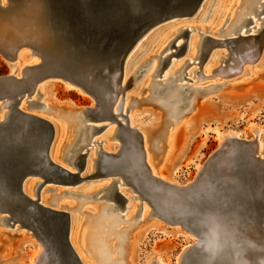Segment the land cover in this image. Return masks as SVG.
<instances>
[{
    "label": "bare ground",
    "instance_id": "6f19581e",
    "mask_svg": "<svg viewBox=\"0 0 264 264\" xmlns=\"http://www.w3.org/2000/svg\"><path fill=\"white\" fill-rule=\"evenodd\" d=\"M229 3L231 4V2ZM209 5L211 10L204 12L201 21L208 24L212 35H220L222 39H217L214 37V35L209 36L206 33H201V38H198V36L195 34L190 38V34L192 31L191 29L187 28L179 29L180 33L173 41L169 43L168 39L170 36V32L163 31L161 32L163 34H160L158 37H156L157 41L155 40L154 42H152V47L150 46L151 48L149 53L155 54L158 52V55L151 58L150 61H146V64L142 65L136 73H139L136 79H139L142 76H144V78L142 80L143 82L141 81L142 84L139 85L140 87L137 88L138 85H136L135 89L144 91L145 89H147V84L150 83L152 86L151 100L155 105L167 112L168 121H159L151 125L137 123L134 113V109L137 103L130 101L131 95L126 94L127 89L131 87V81L126 82V79L129 75L127 74V69L133 55V50L140 43V40L144 38L145 35L149 32L148 31L138 41L135 48H133L128 58L126 59L123 71L124 75L121 84L124 89L123 92H120V95L113 99L111 96L106 95L108 98L106 97L104 99V107L102 105L97 106L96 104H94L90 108H87L88 111H91L94 114V116L96 115L100 118L99 122L103 123L104 121H109V124L106 123V125L100 126L104 127L101 131L106 129V132H104L101 136L105 138H102V140L104 139L106 141H99L98 139L94 138L97 133H94V130L92 128H89V124H86L87 121L92 122V120L84 119L83 112L86 109L80 108V115L76 116L77 137L74 143L68 147L65 160L74 169L77 170V164L80 159L79 154H86V163L83 171H92L93 169H95L96 163L100 161V157H102L101 164L103 170L112 171V174L100 178H107V180L115 178L113 179V181L111 179V182L109 184L103 185V189L100 190L104 192L102 196L107 195L108 198L111 197V188L114 180L119 181L117 185L119 191L123 193V195L126 196L129 200L133 199V197H128V195L125 194V191L123 192V190H120L121 187H129L128 185L124 184V177L128 182L138 185V187H140L139 185L142 184L143 186L142 188H140L143 190V192L150 196L149 198L156 208V213L154 214L150 206H147L149 204L145 202L146 204L144 205L141 214L142 219L144 220L146 216H152V218L156 219V221L153 220L155 221V223L158 221H162L163 224L165 223L164 225L162 224V227L164 228L166 233H168L167 230H169L168 226L176 227L178 230V234L184 235L185 237H187V239L189 235L195 238L187 242L186 247L182 250V252L179 253L177 262L175 264H187L189 256L193 255L196 250L200 251L199 256L203 261V264H264V221L261 224H257L253 222L252 219H247V217L243 216L242 219H239L240 217H237L236 220L234 218H231L232 221L225 223V226L222 228H201L198 227V225H196L194 221H192V225H190V223H187L186 225L179 221H173L167 215V210H169L168 205L170 203L168 196L162 197L161 195H159L161 197L154 198L149 190V184H151L153 186H157L159 189L173 190L174 188L176 190L174 191L175 194L181 195L182 191H185L188 188H194L198 186V184H202L205 182V179L202 178V175L207 170V166L201 163L197 165L198 174L196 180L183 182L179 179L180 176L178 175V162L179 160H182L184 158L186 151H188V149L186 150V148L178 145L177 140L180 129L182 127H190L192 121L191 114L196 111L195 107L201 93H205L206 91L209 92L204 96V98L210 100L211 95L217 90V86H227L229 85L228 83L231 84L237 79H241L245 76L249 77V75L253 76L255 75L254 73L258 74L260 71H262L260 69L264 66V47L261 50V53L256 55L258 51V45L255 40L247 42H238L235 40L236 42H232L230 44L225 43L224 45L215 44L213 43V41L209 40V38H212L214 40H231L236 39L240 35H257L260 31L264 32V0H246L244 4H242L244 7L243 10L241 12L238 11L239 14L237 16H235V14H230L231 10H227L226 6L228 5V0H213L212 2L211 0H204L199 10H204ZM0 7L3 9H0V42H4L9 50L12 51V53L16 50L15 58L12 61H8L10 67L13 70V73H11L9 76H13L17 80L22 81L27 89V93L25 94L24 99L19 104V108L23 112L45 119L53 125L55 136L50 148L49 158L56 165H59L64 169L71 171L70 168L66 167L60 162V150H62L61 143L63 142V139L61 138L64 129L66 128V125L70 120V115L75 114L77 111L73 110L74 107L72 105H69L68 108L64 107L62 103L54 105L52 103V100L47 98V93H45V90H47V88L45 89L44 86L50 79H55L56 77L43 79L33 85L31 83H27L28 80L26 72V69L28 67H41V65L43 66L44 64H54V67H59V58H61L62 62L65 56V52L70 50L66 47V49H64L66 51L64 52L63 48L58 42V38H56L57 32L48 26L47 19L44 18V10L46 11V9L45 7H43L41 0H19L16 3L14 2V0H0ZM233 7L235 6H232V9ZM223 11L225 15H223ZM227 15H230L232 18H230L229 20V18L227 17V20L225 21ZM176 19L172 20L173 22L171 23L172 26L175 25L174 27L177 26L176 24L178 22H180L179 20L184 19L181 22H185L188 18ZM174 27H172V29ZM198 28L200 30V27ZM169 30L173 32V30ZM184 33H188L187 36H185ZM155 36H157V34ZM181 37H185L186 41L184 43H177V41H179ZM216 48H223V50L226 49L228 50V54H222L220 53V51L215 53L214 49ZM186 49V54H184ZM142 51L144 52L145 50ZM205 54H208L209 57L207 62L205 63L203 74L200 73L202 75L199 76L200 70H195L191 67H193L194 64H200L197 61L200 60L201 62V60H204L202 58H204ZM148 55L149 54H147L146 57H149ZM181 55H184L181 60H174L175 56L181 57ZM53 57L57 59L58 64L56 63V61L54 62ZM168 57L169 60L164 66V61ZM220 60L221 65L217 67ZM134 65H136V63ZM53 69L58 70L61 68ZM41 70L44 71L45 69L43 68ZM66 76H68L69 79H64L62 82L65 83L67 88L70 90H78L81 92V94H84L83 89H79L78 85L75 86L76 84L71 81L69 75ZM92 76L93 79L96 78V74L94 71L92 73ZM57 78L63 79L62 77ZM117 78L118 73H115L106 77L105 80L107 82H111V84L115 87V91H120L121 88L117 86ZM152 78H155V82H153V84ZM211 78L234 79L230 82H221L218 79V81L215 80L216 82L214 81L213 84H209L208 86L204 87L196 86L194 83V79H198V81H205ZM54 81L57 80L55 79ZM28 92H30L29 95ZM158 92H160V94H158ZM14 101V97L7 96L6 93L0 89V109H3L0 112V123H2L3 125L2 129H6L7 127V129H9L12 125H9L7 123L12 119V116L14 114ZM38 101H40V104L38 103ZM26 104L31 107L30 110L38 109L36 107L39 104L40 109L43 113H55L59 122L54 121L53 118L44 116V114H37V112L34 113L33 111L30 112V110H28V105L26 107ZM105 107H108L110 109V113L109 115L102 116L100 114V110ZM59 127L61 128V130H59ZM101 131H99L98 133H100ZM132 131H136L134 142L130 141V132ZM253 133L255 134V139L248 140L242 138L241 132L237 130H226L224 132L217 131L216 135L220 139V145L218 149H221L227 143L229 145L228 150L236 146L232 143V140L234 138H239L247 141H256V154L257 157H259L261 163L259 167H256L255 170L252 169L251 171L255 174H261L264 173V143L262 140V128H255L253 130ZM109 138L117 139L121 142V145H114L112 142H109ZM154 139L156 140L154 141ZM105 142L107 143L104 144ZM149 143L151 145V151L147 150L146 147L147 145H149ZM139 144L142 146L141 150L143 149L141 152L137 151ZM29 147H33V144H30ZM93 149L96 150L94 151ZM40 152L41 150L38 146L33 147L34 155L37 156ZM119 156H121L120 160L118 159ZM124 161L127 163L126 167L121 168L120 166H118V163L122 164ZM231 163L232 162H229V158L225 160L222 171L226 172V168L230 166ZM232 168L235 167H233L232 165ZM147 176L150 177L151 181L146 180ZM109 177L111 178L108 179ZM35 178L42 179L41 177L37 176L28 177L23 184L24 194L33 200H36L37 198L36 194L33 193V190L35 189L37 192L38 187L44 182L43 179V181L40 182ZM107 182L109 181H106V183ZM89 186V190H91V184H89ZM98 186H100V184ZM261 186L263 187L262 184L258 185L256 192ZM257 196L263 200L264 192L259 191L257 193ZM255 197L256 194L254 198ZM45 201H48V198L47 196L43 195V193H41L40 203L45 207L57 210L53 207L47 206V204H45ZM51 202L53 203L52 205H56V202L54 200H52ZM107 202L108 204H103L106 206L102 208L103 212L100 218H97L92 222V224L94 225L93 228H96V230L90 236V244L91 250L96 253L94 255L95 258L99 259V264H139L138 260L136 259L137 244L135 239L138 234H136V229L140 226L139 222H135L133 218V213L137 207L135 205H132L131 203H127L128 206H126V210H129L130 208L132 213L130 215L131 217L128 219L129 222H126L125 220L123 221H125L126 223H130L131 225L121 230L116 228L119 223H121V219H124L126 214H121L120 212H117L118 210H114V207L116 206L114 200L109 198ZM10 209L15 213V215H17L14 217L22 215V213L14 207H10ZM57 211L63 212L62 210ZM208 211H212V209H208ZM76 215L77 216L75 217L73 216L74 218H72L70 215V244L82 264H94L92 262H86V260H88L90 257L86 259V257L83 255V249V254L80 253L77 239L79 237L78 233L80 229L78 223L81 222L80 218L82 216L79 217L78 214ZM203 216H205V213ZM105 220L109 222H104ZM203 220L204 217L199 220L201 221L200 223L204 222ZM153 221L147 223H153ZM0 223L8 225L4 217L0 218ZM142 225H145V223ZM16 228L17 230H26L24 228H20V226ZM21 235V237H23L26 242L32 243L34 244L33 246H35V251L31 255L30 264H56V257L53 255V253H51V248H49L48 245L45 244L46 242L44 243L43 241L41 242L37 240L40 243L37 244L32 240V237H34L32 234L28 235L26 233H22ZM111 239H116L117 242L114 245H110L109 241H111ZM84 242L85 240L83 238L82 243L85 245ZM224 254H226L227 256L223 259ZM89 255L90 254H88V256ZM147 264L170 263H166L160 256V254H155L147 262Z\"/></svg>",
    "mask_w": 264,
    "mask_h": 264
},
{
    "label": "water",
    "instance_id": "95a60500",
    "mask_svg": "<svg viewBox=\"0 0 264 264\" xmlns=\"http://www.w3.org/2000/svg\"><path fill=\"white\" fill-rule=\"evenodd\" d=\"M17 1L19 0H14L15 3ZM203 1L174 0L172 4H169L166 0H41L46 9L44 18L47 19L48 26L57 32L56 38L63 50L67 47L70 51L65 52L64 50L65 56L62 62L59 58V67H54V64L28 67L26 69L27 78L29 82L37 83L43 79L55 77L69 79L66 76L69 75L71 81L89 94L97 106L104 107L103 102L106 95L113 99L123 92L121 84L124 65L138 41L148 31L162 23L176 18L194 16ZM0 9L3 10L1 7ZM262 32L260 31L257 35H240L231 40L208 38L219 45L255 40L258 45L256 53L258 55L264 43ZM15 52L12 53L4 42H0V53L7 61L15 58ZM168 60L169 57L165 59L164 66ZM51 67L61 69L54 70ZM43 68L45 70L40 72L39 70ZM93 71L96 74L95 79L92 76ZM115 73H118L117 86L121 88L120 91H115L111 82L105 80L106 77ZM0 89L7 96L14 97L15 100L14 114L7 123L12 124L11 127L2 129L3 125L0 123V213L6 215L4 219L11 227L19 224L20 228L26 229L38 241L46 242L45 244L51 248V253L56 257V264H82L69 241L70 215L41 204L40 191L47 183L74 186L87 179L111 175L112 171L103 170L102 157H100V161L96 163L95 172L82 177L86 154H79L77 173L56 165L49 158L55 136L53 125L19 108V104L27 93L26 86L13 76H5L0 77ZM83 115L84 119L100 120L88 109L84 110ZM89 128H92L94 133H98L104 127L89 125ZM232 143L238 148L234 156L238 168L234 171L236 183L227 184L224 174L222 175L225 153L229 148L227 143L221 149H217L218 151L216 150L209 158L211 160L207 161V172L204 173V178L210 180L212 192L199 201L204 207L201 209L193 207L189 197L177 198L174 200L175 207L167 210V215L173 221L192 225L195 218L202 219L205 208L222 207L224 211L231 213V216L233 214L242 215L257 224L263 223L264 198L263 200L259 198L257 193L264 192V173L255 174L251 171L259 167L261 163L255 149L257 142L234 138ZM30 144L40 148L41 152L37 156L33 154V147L30 148ZM141 148L139 144L137 151L141 152L143 150ZM118 166L124 168L127 163L124 161L122 164L118 163ZM33 176L44 180L37 189L36 200L30 199L23 192L25 180ZM118 183V180H114L111 197H109L116 203L115 211L126 209L128 202V199L119 191ZM124 184L136 194L135 199L147 202L153 213H156L150 196L141 189L142 184L139 185L140 188L128 182L125 177ZM261 184L263 187L261 186L256 192L258 185ZM150 185L149 190L154 198L167 196L157 186L151 185V187ZM101 198L109 199L107 195ZM182 200L185 202L182 203ZM10 207L16 208L22 215L14 217L17 215ZM198 253L200 251L196 250L193 255H190L187 264H203ZM226 256L224 254L223 259Z\"/></svg>",
    "mask_w": 264,
    "mask_h": 264
},
{
    "label": "rangeland",
    "instance_id": "374dc122",
    "mask_svg": "<svg viewBox=\"0 0 264 264\" xmlns=\"http://www.w3.org/2000/svg\"><path fill=\"white\" fill-rule=\"evenodd\" d=\"M212 1L213 0H211V2ZM245 1L246 0H239V2L238 0H228V5L226 6V8L228 11L231 10L230 11L231 13L230 12L228 13L235 14V16H237L239 12L243 10L244 7L242 4H244ZM229 2H231V4ZM232 6H235V7H233L232 9ZM210 10L211 8L209 5L204 10L202 9L201 10L202 12L198 11L194 17L186 19L185 22L183 21L184 23L181 22L184 19L179 20L180 22L176 24L177 25L176 27H174L175 25L172 26L171 24L173 22L172 20H170V22L167 21L165 23H162L152 28L145 35V37L140 40V43L138 44L139 46L137 45L136 48L134 47L135 49L133 50V53H132L133 55L131 57V61L129 64V66L130 65L131 66L130 67L128 66V69H127V74L129 75H128V78L126 79V82L131 81L130 82L131 87L127 89L126 94L131 95L130 101L137 103L135 106L136 110L134 109L137 123L151 125L159 121H162V122L168 121L167 112L164 109L155 105L153 101L151 100L152 86L150 83L147 84L148 85L147 89L144 88L145 89L144 91L135 89L136 85H138L137 88L140 87L139 85L142 84L143 82L142 80L144 78V76H142L141 78L136 79V77L139 74V73L136 74L138 70L141 68L142 65L146 64L145 63L146 61H150L151 58L158 55V52L155 54L149 53L150 48L153 45L152 42H154L155 40L157 41L156 37H158L160 34H163L161 32L166 31V32H170V36L168 39V42L170 43L180 33L179 29H187V28L191 29L192 31L190 34V38L194 34L197 35L198 38H201L200 37L201 33H206L209 36H213L214 34L212 35V33L210 32L208 24L201 21V18L204 12L210 11ZM217 15H221V14H217ZM223 15H225L224 11H223ZM227 17L229 18V20L230 18H232L230 15H227L225 21L227 20ZM172 27L174 28L172 29ZM198 27H200V30ZM169 29L173 30V32H171ZM156 34L157 36H155ZM262 36L264 40V32ZM214 37L217 39H222L220 35H214ZM185 41H186V38L181 37L179 41H177V43L178 42L184 43ZM263 47H264V43H263ZM142 50H145V51L143 52ZM214 50H215V53L220 51V53L222 54L224 53L228 54V50L226 49L223 50V48H219V49L216 48ZM186 51L187 49L185 50L184 54H186ZM147 54H149L148 55L149 57H146ZM183 56L184 55H181V57L175 56L174 60L179 61L183 58ZM208 57L209 55L206 54L204 58H202L204 59L203 61L202 60L201 62L200 60L197 61L200 64H194V66L191 67L195 70H200L199 76L203 74V69H204L205 63L208 60ZM53 59H54V62L56 61L57 63V59H55L54 57ZM135 63L136 65H134ZM220 65H221V60L218 62L217 67H219ZM260 70H258L260 71L258 74L254 73L255 75L253 76L249 75V77L245 76L241 79H237L236 81L232 82L234 85L232 83L231 84L228 83L229 85L227 86H223V87L217 86L216 87L217 90L214 89L217 92L215 91L211 95L210 100H208L207 98H204V96L208 94L209 92L206 91L207 93L206 92L201 93L203 97L200 95L197 100V104L195 107L196 111L194 110L195 112L191 114L192 121H191L190 127L189 128L182 127L178 133V140H177L178 145L186 148V150L188 149V151H186L184 158L182 160H179L178 162V169H179L178 175L180 176L179 179L181 181L190 182L192 180H196L197 174H198L197 165L200 163L203 165H208L207 161L211 160L209 158H211L212 155H214V153L216 152V150L219 148V145H220V139L216 135L217 131L224 132L226 130H237L241 132L242 138H245L248 140H254L255 134L253 133V130L255 128H262V131H263L262 140L264 143V66ZM40 71H43V70H40ZM11 73H13L12 68L10 67L8 61L0 53V77L9 76ZM27 77H28V74H27ZM55 79L57 81H54ZM55 79H50L48 83L44 86L45 89L47 88V90H45V93H47V98L51 99L54 105H58V103H62L63 106L66 108H68L69 105H72L74 107L73 110L77 111L75 114L70 115V120L67 123L66 128L64 129V132L61 138L63 139V142L61 143L62 150H60V156H61L60 162L64 164L66 167L70 168L71 171L77 172V170L74 169L65 160L66 152L68 150V147L74 143L77 137L76 116L80 115L79 109L80 108H83V109L90 108L96 103L89 94L85 92L84 94H81V92L78 90L68 89L65 83L62 82L64 79H58V78H55ZM218 79L221 82H225V81L230 82L234 78H230V79L211 78L205 81H198V79H194L195 80L194 83L196 86L204 87V86H208L209 84H213L214 81L215 80L218 81ZM33 82L31 81L29 82L28 80L27 83L28 84L31 83L34 85L36 82L34 83ZM153 82H155V78H152V84ZM78 88L80 89V87ZM158 94H160V92H158ZM39 102L40 101H38V103ZM39 104L36 107L38 109L30 110L31 107H29L28 104H26V107L28 105V108H29L28 110H30V112L33 111L34 113L37 112V114H44V116H47L48 118H53L54 121H58V118L56 117L57 115H55V113H43L40 109ZM2 110L3 109H0V112ZM109 113H110V109L108 107H105L104 109L100 110V114L102 116L109 115ZM106 123L109 124V121H106V122L104 121L103 123L99 121H92V122L87 121L86 124L94 125V126H104L106 125ZM59 130H61L60 127H59ZM104 132H106V129L101 131L100 133H97L94 136V138L98 139L99 141H106L104 140L105 139L104 137H101ZM135 136H136V131L130 132L131 142H134ZM102 138L104 139L102 140ZM112 139L113 138H109L108 139L109 142H112L114 145H117V146L121 145L120 141H118L117 139H113V140ZM155 140L156 139H154V141ZM107 142H105L104 144H106ZM146 147H147V150L151 151L150 143ZM237 151H238V148L234 146L233 148H230L225 153V156H226L225 160L229 158V162H232L231 165L226 168V172L222 171V175L224 174V179L227 184L234 185L236 183V179L234 177V171L235 169H238V168L236 165L237 162L234 161L235 160L234 156L236 155L235 153H237ZM120 158L121 156L118 157L119 160ZM232 165L235 168H232ZM89 171H82V177H87V175L88 176L92 175L95 172V169H93L92 171L91 170ZM205 172H207V170ZM203 176L205 177L204 174L202 175V178H204ZM110 178L111 177H109L108 179ZM35 179L40 182L43 181L40 178H35ZM111 179L107 180V178H91V179L84 180L83 182L78 183L77 185H74V186L55 185V184L47 183L41 188V191H40V194L43 193V195L47 196L48 198V201H45L46 202L45 204H47V206L53 207L57 210H62L63 212H67L71 215L72 218L77 216L76 214H78L79 217L82 216L80 218L81 222L78 223L79 228H80L79 229L80 234L78 233V236L80 238L78 237L77 241H78V246L80 248V253H82V249H83L84 254L83 253L82 254L86 257V259L90 257L88 260L85 259L86 262H92L94 264H99V259L95 258L94 256L96 253L91 250L90 236L96 230V228H93L94 225L92 224V222L95 221L97 218H100V216L102 215V212H103L102 208L106 206L103 204H108L105 198L98 199L104 194V192L100 190L103 189L104 187L103 185L109 184L111 182ZM146 180L151 181L149 176L146 177ZM106 181H109V182L106 183ZM89 184H91V187H92L91 190H89L90 189ZM99 184L100 186H98ZM210 189H212V185H210V180L205 179L204 183L198 184V186L194 188H188L187 190L182 191L181 195L175 194L174 191L176 190L174 188L173 190L172 189H168V190L161 189V190L166 193L165 195H167L170 200V203L168 205L169 209L172 207H175V204H174L175 199L187 198V197L191 198L192 202L190 201V203L193 204L192 205L193 207L197 209L199 208L201 209L204 206L200 205L199 201L203 200V197H205L206 194H209L210 192H212V190ZM120 190L121 191L123 190V192L125 191V194L128 195V197H131V198L133 197L134 201L133 199L129 200L125 196L128 199V202H127L128 204L131 203L132 205H135L137 207L133 213V218L135 222H139V226H140L139 228L136 229V234L137 233L138 234L135 239L136 244H137L136 252L138 256V257L136 256V259L138 260V263L147 264V262L155 254H158V255L160 254V256L164 259L166 263L175 264L177 262V257L179 253L182 252V250L186 247L187 242L195 238L188 234L189 236L187 239V237H185L184 235L178 234L177 233L178 230L176 227L168 226L169 230H167L168 233H166V231L162 227V224H163L162 221H158L155 223L156 219L152 218V216H148V217L146 216L145 219L143 220L141 217V214H142V209L146 203L141 202L138 199H135L136 194L133 193L129 189V187H121ZM33 193L36 194L35 189L33 190ZM94 195H97V196L95 198H92ZM52 200L56 202L57 206L52 205L53 204L51 202ZM184 202L185 201L182 200V203ZM127 203H126V206H128ZM186 205H187V202H186ZM147 206L149 207L150 205H147ZM208 209H212V211H208ZM208 209L205 208L206 210L204 212L205 216H202L204 217L203 221L205 223L204 222L200 223L201 222L199 221L200 219L195 218L193 220L194 223L198 225V227L212 228V229L213 227L222 228L225 226V223L232 221L231 218H234L235 220L237 219V217H240L239 219L243 218L242 215L237 216L235 214H233L234 216L232 215L231 217V213L224 211L222 207L221 208L219 207L208 208ZM117 212L118 213L120 212L121 214H126V215L124 219H121L120 221L121 223H119L116 229L122 230L123 228L125 227L127 228L129 225H131L130 223H126V222H129L128 219L131 217L130 215L132 212L130 208L129 210L123 209V210H118ZM5 216H6L5 214L0 213V218H3ZM123 220H125L126 222ZM152 221L153 223H147V222H152ZM104 222H109V221L105 220ZM144 223L145 225H142ZM1 224L2 223H0V264H30L31 255L35 251V246H33L34 244L32 243L26 242L23 239V237H21L22 236L21 234L26 233L28 235H31V233H28L27 230H17L16 227H19V224H17L16 227H10L9 225H4V224L1 225ZM85 235H88V236H85ZM83 238L85 240L84 242L85 245L82 243ZM23 240L25 241V243ZM32 240L35 243L40 244L35 237H32ZM116 242H117L116 239L115 240L111 239V241H109L110 245H114ZM81 247H84V248H81ZM88 254L90 255L88 256Z\"/></svg>",
    "mask_w": 264,
    "mask_h": 264
},
{
    "label": "snow or ice",
    "instance_id": "6c2138e0",
    "mask_svg": "<svg viewBox=\"0 0 264 264\" xmlns=\"http://www.w3.org/2000/svg\"><path fill=\"white\" fill-rule=\"evenodd\" d=\"M167 3L172 4L174 0H166Z\"/></svg>",
    "mask_w": 264,
    "mask_h": 264
},
{
    "label": "flooded vegetation",
    "instance_id": "af4514ba",
    "mask_svg": "<svg viewBox=\"0 0 264 264\" xmlns=\"http://www.w3.org/2000/svg\"><path fill=\"white\" fill-rule=\"evenodd\" d=\"M96 196H97V195H94L93 198H95ZM100 198H101V197H100ZM100 198H98V199H100Z\"/></svg>",
    "mask_w": 264,
    "mask_h": 264
}]
</instances>
